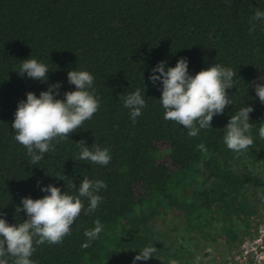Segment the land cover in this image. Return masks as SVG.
Wrapping results in <instances>:
<instances>
[{
    "label": "trees",
    "instance_id": "obj_1",
    "mask_svg": "<svg viewBox=\"0 0 264 264\" xmlns=\"http://www.w3.org/2000/svg\"><path fill=\"white\" fill-rule=\"evenodd\" d=\"M257 8L264 11V0H0V218L27 219L23 209L16 218V208L23 197L47 195L41 186L63 193L84 177L107 185L96 193V211L82 210L62 243H34V264H133L148 246L156 256L135 264H220L242 248L264 206V103L255 92V83H264V20H251ZM182 57L190 75L214 63L236 72L235 86L226 89L233 104L196 137L164 119L162 82L149 79L160 61L166 71ZM28 58L48 66L46 82L18 74ZM70 70L93 75L99 107L31 164L11 127L18 102L56 82L55 98L65 99L76 90ZM136 89L146 106L133 123L124 97ZM249 105L254 146L235 152L224 143L225 127ZM80 141L108 148L109 164L78 161ZM97 219L103 230L81 247Z\"/></svg>",
    "mask_w": 264,
    "mask_h": 264
},
{
    "label": "clouds",
    "instance_id": "obj_2",
    "mask_svg": "<svg viewBox=\"0 0 264 264\" xmlns=\"http://www.w3.org/2000/svg\"><path fill=\"white\" fill-rule=\"evenodd\" d=\"M251 20H264V11L257 8ZM255 28L256 24L252 23L249 32H254ZM165 64V61H160L149 76L153 85L157 81L162 82L160 103L165 110L164 119L175 121L188 130L189 137H196L201 129L211 127L214 115L223 114L225 107L233 104L226 89L235 86L233 77L236 72L214 63L195 75H190L188 61L183 57L166 71ZM49 70L44 63L28 58L23 60L18 74L24 76L26 73L29 78L46 82ZM67 78L70 84L75 85L76 90L65 92V99L55 98L61 87L60 82H56L49 85L47 91H41L38 97L29 91L26 100L18 102L11 127L15 140L26 148L27 155L31 157V164H39L45 153L55 150L53 141L59 143L67 139L69 133L82 127L99 107V100L94 94L92 74L86 70H70ZM260 79L264 80V76ZM255 92L260 102L264 103V83H255ZM145 106L140 89L124 97V107L130 110L133 123ZM252 111L251 105L243 106L230 117L223 137L228 149L240 152L254 146L250 135L252 124L249 123ZM258 133L260 139L264 140V122L259 124ZM77 146L80 148L78 161L108 165L111 160L108 148L95 144L90 148L84 141L78 142ZM198 147L202 152L207 151L203 143ZM56 178L64 179V175H57ZM67 186L69 191L62 193L59 187L49 184L41 186V191L48 193L42 198L23 197L21 205L16 208V218L21 209L26 212L27 219L22 222L17 219V223L9 224L4 218H0V264H9L12 258L13 264H34L30 259L35 251L34 243L36 246L45 242L62 243L64 237L71 234V225L82 210L89 214L96 211L98 204L102 202V197L96 193L107 187L104 181H93L87 177H84L78 188L72 181ZM81 198L89 201L87 208H84ZM102 230L103 225L97 219L94 228L85 230L87 242L81 247H90ZM155 253L154 246L145 247L134 257L133 264L139 260L146 261ZM170 264L176 262L172 261Z\"/></svg>",
    "mask_w": 264,
    "mask_h": 264
},
{
    "label": "rangeland",
    "instance_id": "obj_3",
    "mask_svg": "<svg viewBox=\"0 0 264 264\" xmlns=\"http://www.w3.org/2000/svg\"><path fill=\"white\" fill-rule=\"evenodd\" d=\"M263 160V156H259L257 159L252 160L254 162L255 167L257 168L261 165ZM259 217L256 220V231L252 236L246 238L247 246L245 248L242 247V250L239 249L234 253H230V255L226 256V259L220 260V264H247L249 262L245 257H249L252 260V254L254 253V262L255 264H264V206L261 212L259 213ZM263 240V241H262ZM243 250H248V254H244ZM210 264H216L215 262H211ZM252 264V263H248Z\"/></svg>",
    "mask_w": 264,
    "mask_h": 264
},
{
    "label": "built area",
    "instance_id": "obj_4",
    "mask_svg": "<svg viewBox=\"0 0 264 264\" xmlns=\"http://www.w3.org/2000/svg\"><path fill=\"white\" fill-rule=\"evenodd\" d=\"M264 240V239H263ZM262 240V241H263ZM247 246V242H245L244 244H243V248H245ZM264 247V246H263ZM241 250H242V248H241ZM243 252H244V254L246 253V254H248L249 253V251L248 250H243ZM245 259H248L249 260V262L248 263H252V264H255V262H254V253L252 254V260L251 259H249V257H245ZM247 263V264H248Z\"/></svg>",
    "mask_w": 264,
    "mask_h": 264
}]
</instances>
